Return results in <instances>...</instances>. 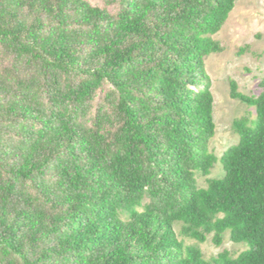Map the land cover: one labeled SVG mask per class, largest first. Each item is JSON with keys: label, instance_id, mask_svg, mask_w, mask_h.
Instances as JSON below:
<instances>
[{"label": "trees", "instance_id": "trees-1", "mask_svg": "<svg viewBox=\"0 0 264 264\" xmlns=\"http://www.w3.org/2000/svg\"><path fill=\"white\" fill-rule=\"evenodd\" d=\"M100 1L0 0V264H264V79L209 149L238 0Z\"/></svg>", "mask_w": 264, "mask_h": 264}, {"label": "rangeland", "instance_id": "rangeland-1", "mask_svg": "<svg viewBox=\"0 0 264 264\" xmlns=\"http://www.w3.org/2000/svg\"><path fill=\"white\" fill-rule=\"evenodd\" d=\"M100 6V0H89ZM224 48L223 52L209 55L205 59L206 73L211 78V91L214 97V120L216 132L209 149L218 158L239 141L234 131V121L250 116L255 118V109L230 96L229 81L238 85V91L247 96L261 93L260 82L264 79V0H238L226 24L213 36ZM244 49L245 51H241ZM224 177L221 163H217L209 177L197 174L198 185L207 186L208 178ZM179 232V226H175ZM180 237V236H179ZM186 245H197L202 250L205 260L217 257L227 250L237 257L247 249L246 244H234L229 235H223L221 246H216L213 234L203 244L185 239Z\"/></svg>", "mask_w": 264, "mask_h": 264}]
</instances>
